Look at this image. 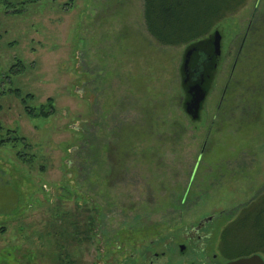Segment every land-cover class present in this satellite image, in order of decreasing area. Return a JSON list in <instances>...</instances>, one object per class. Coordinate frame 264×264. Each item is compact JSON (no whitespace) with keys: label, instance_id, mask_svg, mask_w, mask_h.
Here are the masks:
<instances>
[{"label":"rangeland","instance_id":"obj_1","mask_svg":"<svg viewBox=\"0 0 264 264\" xmlns=\"http://www.w3.org/2000/svg\"><path fill=\"white\" fill-rule=\"evenodd\" d=\"M213 30L220 57L192 121L186 47L152 41L142 0H0V78L17 61L26 68L0 91L54 109L30 118L0 95V140L10 130L25 143L0 146V264H114L157 239L177 255L211 216L202 232L213 264L226 263L224 230L264 195V0Z\"/></svg>","mask_w":264,"mask_h":264},{"label":"trees","instance_id":"obj_2","mask_svg":"<svg viewBox=\"0 0 264 264\" xmlns=\"http://www.w3.org/2000/svg\"><path fill=\"white\" fill-rule=\"evenodd\" d=\"M250 0H142V17L147 35L158 46L162 47H188L199 43L208 44L214 34L213 30L218 24L238 14ZM36 2V0H33ZM71 6L73 0H70ZM6 10H12V15H21L26 3L13 4L5 1ZM70 8V7H69ZM198 62L204 60L203 54H198ZM264 61V59H262ZM264 66V65H263ZM256 73H257V67ZM26 72L25 66L17 61L4 75L10 79L23 75ZM264 75V71L262 72ZM258 78H261L258 73ZM215 74H213L212 79ZM264 77V76H263ZM11 83V82H10ZM5 91V92H4ZM9 94L20 100L25 114L34 119H47L54 115L53 100L49 99L46 105L39 108H32L28 103L34 100L32 94L23 95L19 89H8L0 91V95ZM3 128L0 126V133ZM8 135L6 140H0V146L5 144H23V138H19L12 131H5ZM23 162H30L25 154H17ZM239 215V214H238ZM237 215V216H238ZM225 232V233H224ZM222 242L226 236L231 238V244L225 253L230 259L246 257L253 254L264 256V195L257 199L255 204L242 209L239 215L228 229L224 230ZM240 233V234H239ZM32 260V259H31ZM56 262V261H55ZM61 264H76L73 259L65 256V262Z\"/></svg>","mask_w":264,"mask_h":264},{"label":"water","instance_id":"obj_3","mask_svg":"<svg viewBox=\"0 0 264 264\" xmlns=\"http://www.w3.org/2000/svg\"><path fill=\"white\" fill-rule=\"evenodd\" d=\"M220 43L221 36L215 31L208 44L191 45L184 51L180 67L181 86L185 92L183 109L192 121L199 120L220 57ZM200 53L204 57L202 63L198 62ZM229 264H264V261L259 255H253Z\"/></svg>","mask_w":264,"mask_h":264},{"label":"flooded vegetation","instance_id":"obj_4","mask_svg":"<svg viewBox=\"0 0 264 264\" xmlns=\"http://www.w3.org/2000/svg\"><path fill=\"white\" fill-rule=\"evenodd\" d=\"M209 218L211 220L204 218L196 226H191L190 230L183 236V242L185 245L177 246V255H173L170 252L169 247L157 239L150 240L147 246L142 250V253L134 252V247L132 246V250L128 258H125L122 261H117L114 264H213L216 257L212 253L213 247H208V242H212V233H204L202 231L208 227L210 223L218 221V218L215 216H211ZM222 230L223 229H221V232ZM220 237L218 241L220 240ZM222 243L221 239L220 246ZM220 246H217V251L222 259H226L225 264L252 256L249 255L246 257L230 259L229 256L224 253V247L219 248ZM191 253L194 256V259L192 258ZM199 256H201V258H199Z\"/></svg>","mask_w":264,"mask_h":264}]
</instances>
